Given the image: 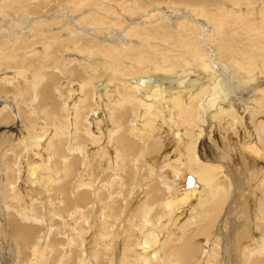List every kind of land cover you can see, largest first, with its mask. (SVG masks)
I'll use <instances>...</instances> for the list:
<instances>
[{
  "label": "bare ground",
  "instance_id": "obj_1",
  "mask_svg": "<svg viewBox=\"0 0 264 264\" xmlns=\"http://www.w3.org/2000/svg\"><path fill=\"white\" fill-rule=\"evenodd\" d=\"M221 124L264 168V0H0V199L24 211L0 214V264L27 262L40 241L49 264L70 253L56 228L45 232L36 200L24 207L12 191L23 179L51 194L58 223L80 227L68 246L104 257L110 242L125 248V229L155 255L142 264H205L202 238L228 245L223 262L206 264H264V188L252 191L259 176L247 169L251 200L235 204ZM159 155L174 180L142 188L135 209L136 169L153 175ZM94 164L112 191L86 185ZM233 213L245 220L229 227Z\"/></svg>",
  "mask_w": 264,
  "mask_h": 264
},
{
  "label": "rangeland",
  "instance_id": "obj_2",
  "mask_svg": "<svg viewBox=\"0 0 264 264\" xmlns=\"http://www.w3.org/2000/svg\"><path fill=\"white\" fill-rule=\"evenodd\" d=\"M16 125L11 126V129H13L14 131H18V129H15ZM217 133L219 134V137L223 140H228L231 139L233 145H232V150H231V156L232 159H227V158H222V157H218L219 160H223L225 166L222 167V172L223 174H226V168L229 167L231 169L232 172V176L236 177L237 179V184H236V190H237V195H238V201L235 203L236 205L243 204L244 200H251L250 198V191L247 187L248 184V171L247 169H250V172L254 173L256 175V177L259 176V179L261 180V182H259V179H257L255 181L254 184V188L253 190H257L262 194V188H264V168L261 167H257V168H253L255 167L253 165V167H251L250 165V160L247 159L246 157V150H245V146L241 147L242 142L238 141L235 137H227V138H223L221 136V134H223V132H226V130H229L228 127L224 124H221L219 128H216ZM166 136H162L160 139V142H162V138H164ZM220 148V147H219ZM174 149V147L172 148ZM222 150L220 148L219 153L222 154ZM233 151H235L236 153L233 154ZM227 152H230V150H227ZM159 160L157 163H154L151 166V170L153 169V175L149 176V173L147 171V166L145 165H141L139 166L136 170H138V180H134L132 183H130V187L131 190L129 192V197L128 200L131 201V198L134 197L135 195H139V197L135 200H133L131 203L133 204L134 208L136 209V206L138 207V201L140 200V198L142 197V188L145 190V188L147 186H150L151 184H155L156 186V190L158 189L157 185H160L163 187V183L165 181H173L174 179L171 178L170 176L168 177L167 174L169 173V169H164V171L162 173H160V169L163 167L162 166V158L160 157V155L158 156ZM157 158V157H156ZM144 162H140L139 164H143V163H147L146 159L144 158ZM151 164V163H150ZM260 165V164H257ZM256 165V166H257ZM99 166L97 165H93V169L91 170V172H87V175L85 176L86 179V185L93 188L96 186V188H100L104 182L108 179L107 176H100L99 174ZM116 173H112L111 172V176H113ZM144 174H148L147 177L143 176ZM153 177V178H150ZM95 178L99 179V182L97 180V182L95 181ZM24 182V179H23ZM23 182L19 183L16 185V187L18 186V188H13L12 191H18L19 192V198L22 201L21 205L24 207H27V205H25V203L28 200V195L31 198H34L33 200H36L37 205H40L39 211L41 212L40 217L39 218H43V221H45V219H47V221H45V232L48 234H54L55 228L58 230V238L62 241L65 242V248L70 251L69 255L71 254V252L76 251L77 255H74V259H72L73 263L72 264H98L97 260L100 259L101 261H104L103 264H122V259L124 257V255H129L132 259L131 263L129 264H142L141 259H153L155 257V255L150 254L149 252H147L146 254H141L140 249L137 247V241L139 242V238H138V234H135L133 240H130V238H132L133 234L131 233L130 230H125L122 229V236H124L127 240L126 242V246L125 248L120 247V249L118 250L117 247H119L120 245L116 242H110L107 247V251L108 254H106L104 257H102V252L100 253V248H98L97 246H87L86 248H84L81 245L80 241L79 243H77L76 245L73 246H68V240H71L72 236L78 232L79 237H81L80 234V227L77 224L72 223L73 225H65L60 224L57 222V220L54 218L53 215H50V213H48L49 211V204L51 203V194L48 195L47 192L43 191L42 189H40L41 192H45L46 196L45 199H41L39 198V189L38 188H30L27 187L26 185L23 184ZM106 184V188L110 189L112 191L111 188V184L109 182H105ZM155 190V191H156ZM16 207H14L13 203L10 201H3L0 199V214H2V216H10V215H17V217L20 216V212L24 213V211H19V210H15ZM32 207L29 206V209H31ZM254 209V208H253ZM251 207L248 208V213H247V219H248V223L252 222V220L250 219L251 217V212L252 210ZM256 210V209H255ZM190 213H192V211H190ZM28 216H34L37 217L31 213L27 214ZM92 215V214H91ZM90 215V216H91ZM95 216H97V214H95ZM235 213L232 214L231 216V221H230V225L229 227H233L234 223L235 224H241L244 222L245 217L240 220V222H237V220L234 218ZM90 218V217H89ZM180 217H177L176 219H178ZM175 219V220H176ZM56 220V221H55ZM99 221L97 220V224L99 225ZM109 231L113 230V227L108 228ZM95 234L93 236V238H95ZM97 236H99V233H97ZM160 239V238H159ZM95 240V239H94ZM49 241V240H48ZM48 241L43 244L42 241H40V243L36 244L35 247V253L32 257H30V259L27 262H17L18 264H49V257L51 255L50 252H52V248L51 246H49ZM217 241H219L218 247H214L213 245H215V242H205V239L202 238L201 242H199V246L201 248V252L199 254V259L200 261H203L205 264L207 263L208 260H211L212 262L217 259L218 261H222L225 258H222V253L224 251V248L228 247L227 243H224L221 239H217ZM95 242V241H94ZM177 244L176 246L181 244V238L180 236H177L175 239ZM175 246V247H176ZM106 247V248H107ZM90 249L91 252L94 254L95 251L98 252L97 256H90L87 254V249ZM97 248V249H96ZM173 249V248H172ZM263 253H259V256L264 255V245L263 247L259 248ZM102 250V249H101ZM171 250V249H170ZM62 251V250H61ZM125 251V253H124ZM63 253V251H62ZM233 254V253H231ZM69 255L63 256L64 258L62 259H57L56 262L54 264H66V259L69 257ZM139 255H143L142 257H139ZM30 256V254H29ZM228 259L230 260L229 264H238V259H235L234 257H228ZM126 262V259H125ZM156 264H162V261H158L156 262Z\"/></svg>",
  "mask_w": 264,
  "mask_h": 264
},
{
  "label": "water",
  "instance_id": "obj_3",
  "mask_svg": "<svg viewBox=\"0 0 264 264\" xmlns=\"http://www.w3.org/2000/svg\"><path fill=\"white\" fill-rule=\"evenodd\" d=\"M185 185L188 188L194 187L195 186V183H194L193 178H191L190 176H188L187 179H186Z\"/></svg>",
  "mask_w": 264,
  "mask_h": 264
}]
</instances>
